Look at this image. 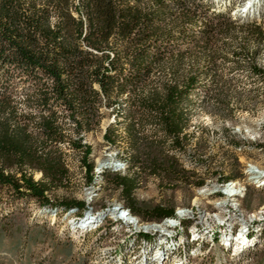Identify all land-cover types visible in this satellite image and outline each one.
Masks as SVG:
<instances>
[{"label":"rangeland","instance_id":"rangeland-1","mask_svg":"<svg viewBox=\"0 0 264 264\" xmlns=\"http://www.w3.org/2000/svg\"><path fill=\"white\" fill-rule=\"evenodd\" d=\"M253 1L121 0L126 18L102 43L89 45L84 37L77 41L80 20L86 33L92 16L97 33L111 28V17L100 5L91 9L85 0H0V42L6 48L9 38L28 48L43 46L50 58L57 57L72 92L77 80L105 71L107 58L115 63L107 79L110 91L91 77L86 90L81 88L76 118L88 129L78 132L72 114L56 105L54 94L49 92L51 108L42 106L55 79L0 52V171L43 181L49 200L57 205L86 203L89 216L105 232L91 254L83 255L85 244L60 233L64 220L48 226L38 201L18 198L0 186V264H104L106 256H124L131 237L129 228L116 223L118 207L141 211L145 222L157 221L154 211L168 217L196 200L201 210L219 212L217 204L230 203L216 201L225 191L217 192L219 185L238 179L247 182L241 209L254 213L264 207V189H257L246 173L249 165L264 170V0ZM237 4L245 8L238 17L232 14ZM133 9L149 13L135 18L129 15ZM244 15L247 20L239 17ZM32 17H41L44 27L62 30L50 43L41 32L31 36ZM86 52L93 53V60L77 73L66 69ZM53 121L60 135L51 141L44 123ZM25 136L21 152L4 150L3 144L15 146ZM82 146L91 150L95 170L106 172L95 184L87 177ZM117 157L128 164L120 174L109 170ZM40 168L65 176L52 184ZM206 187L210 196L201 197ZM62 244L71 247V254L59 256L56 247ZM204 253L193 264H264V251L232 257L214 246ZM87 256L98 257L90 262Z\"/></svg>","mask_w":264,"mask_h":264},{"label":"bare ground","instance_id":"bare-ground-1","mask_svg":"<svg viewBox=\"0 0 264 264\" xmlns=\"http://www.w3.org/2000/svg\"><path fill=\"white\" fill-rule=\"evenodd\" d=\"M255 2L256 0L252 4ZM243 7L244 5L237 4L232 14L236 17L239 15L238 12L244 14ZM259 8L257 7L255 11ZM239 17L246 19L245 15ZM125 160L114 158L109 170L112 169L118 174L123 173L128 168ZM101 173L99 170L95 172L93 184L99 180L97 177L102 178ZM246 173L252 175L250 182L257 189H264V170L249 165ZM246 184V181L238 179L219 185L217 192H221L225 187L227 193L223 190V195H218L216 201L225 199L230 202L229 207L225 203L217 204L216 210L219 212H209L204 210L205 208L201 210L196 200L191 208L177 209L172 217L161 222H145L131 214L125 205L118 207L115 211L116 223L118 226L129 228L131 237L122 250L124 256H106L104 264H193L195 258L206 255L204 253L206 248L212 249L214 246L218 247L224 256L232 257L244 254L245 251L250 253L243 256L264 251V207L254 213H245L241 209V200L247 194ZM199 194L201 197H209L210 191L206 187ZM40 210L45 214L50 227L64 220L60 233L64 239L75 238L85 244L83 255L85 253L90 255L93 246H97L105 239V232L99 230L96 220L89 216L87 206L82 215H78L73 209L65 210L55 206L40 207ZM231 210L236 214H228ZM94 233L97 235L93 238L91 234ZM248 248L251 249L247 250ZM87 257L91 258L92 262V259H97L98 256Z\"/></svg>","mask_w":264,"mask_h":264},{"label":"trees","instance_id":"trees-1","mask_svg":"<svg viewBox=\"0 0 264 264\" xmlns=\"http://www.w3.org/2000/svg\"><path fill=\"white\" fill-rule=\"evenodd\" d=\"M85 1L87 2L88 6L91 7V9H93L94 5H97V6L100 5L102 9L105 10L106 15L109 14L112 20L111 28L102 30L100 33H97L96 28L94 27V23H95L94 16L91 17V21L89 22V32L88 33H86L84 30L85 24L82 22V20H80L79 25L81 27H80V32H79V39H77V41H79L80 39L84 37V40L86 39L89 45H91L90 43L99 45L106 39V37L111 33V31L115 30L116 23L123 22V20L126 18L127 13H124V11L122 10L123 5L119 4V1L121 0H85ZM148 13L149 12L141 13L140 10L133 9L132 12L129 13V15L136 18V17H145ZM0 20H1V17H0ZM31 22L34 24L33 25L34 27L30 29V32H28V34L36 37L35 35L39 36L41 32V34L43 35L42 38L44 37L46 42L48 43L52 42L53 36L57 35L58 31L62 30V28L55 29L54 27H44L43 26L44 20L41 17H32ZM37 27H40V28L37 29ZM25 41L28 43L29 41L28 36L24 37V42ZM69 41H72L71 37H68L67 45L65 46V52L67 54L71 52V42ZM7 43L9 45L6 48V45L0 42V52L3 54L4 57L11 58L17 62H22L28 65L30 68H41L47 74H50L55 79L54 87L47 89V91L42 96L43 108H51L49 104V95L50 93L54 94L56 96L55 100L57 101L56 105H61L62 107L70 111V113L72 114V117H73L72 121L74 125L77 127L78 132H82L88 129V126H83L84 124L76 118L78 113H80V110H81L80 109L81 88H85L86 90V82L88 80V77H91L92 79H94V81L100 82L103 86L106 87V89L110 91L109 88L112 87V84L107 82V79H109L108 77L109 73H111L112 70L114 69V66H115L114 59L112 57L107 58L109 61V65L105 71L95 70L94 72H91L90 76H86V77H83L81 80H77L76 87L74 88L75 92H72L70 85H69L70 83L69 84L65 83V80L63 78V71H61V68L57 65V60H58L57 57H55V59L50 58L47 55L46 49H44L43 46L33 45L28 48L24 46L23 44H20V42L15 40L14 38H9ZM68 44L70 45L68 46ZM7 49H10V51H8ZM93 56H94L93 53L86 52V54H84V56H82V58L78 60V62L76 63L71 62L70 64H68L66 69L74 73H77V70L81 66L93 60L94 58ZM34 72H37V70L35 69ZM85 99H87V95H85ZM8 109H10V105L8 106ZM53 113L55 116L58 115V113L56 112H53ZM44 127H45V131L49 133L51 137L50 139L51 141L53 140L52 138L55 137V135L57 137L58 135H60V128L56 121L44 123ZM10 132L11 131H9V133ZM106 137H107L108 142L113 143L114 141L113 138H111L110 136H107V134H106ZM26 140H27V137L25 136L15 146L14 145L12 146V144L10 143L3 144L4 150L13 149L18 152H21V150H23ZM78 141L82 142L81 139H79ZM83 148L86 149V151L83 152V162L86 168V174L90 181V184H93L95 181L94 180L95 164L89 161L91 150L89 148L87 149L86 146L80 147V149H83ZM40 172L45 177H48L52 184L59 182L65 176V174L62 171L53 170V168H51V170L50 168L49 170L40 168ZM112 172L114 171L112 170ZM92 174H94L93 178H91ZM104 174H106L105 171L101 173L102 179L104 178ZM0 186L2 189H10L9 191H11L12 193H15L18 198L29 199L30 201L35 200L36 202L38 201L40 207L55 206V207L63 208L65 210L73 209L77 212L78 215H82L86 207L84 202H70L67 204L68 206H61V205L55 204L53 201L49 200L47 196L49 189L47 188V186L44 185L43 181H40V182L35 181L32 178H28L26 175H21V178L17 179L14 176L7 175L5 172L0 171ZM127 209L131 212V214L137 217L143 216L142 212L138 211L137 209H134V208H127ZM174 213L175 212H172L169 215H167L168 217H166L162 212L154 211L153 212V215L155 217L154 219H157V221H152V222H161L166 218L172 217Z\"/></svg>","mask_w":264,"mask_h":264},{"label":"crops","instance_id":"crops-1","mask_svg":"<svg viewBox=\"0 0 264 264\" xmlns=\"http://www.w3.org/2000/svg\"><path fill=\"white\" fill-rule=\"evenodd\" d=\"M57 253L59 254V256H67L69 255V253L71 254V247H69L68 245L62 244V245H58L56 247ZM28 257L25 256V259H27ZM24 259V261H25Z\"/></svg>","mask_w":264,"mask_h":264},{"label":"built area","instance_id":"built-area-1","mask_svg":"<svg viewBox=\"0 0 264 264\" xmlns=\"http://www.w3.org/2000/svg\"><path fill=\"white\" fill-rule=\"evenodd\" d=\"M93 175L94 174H92V178H93ZM92 207V206H91ZM94 213L95 214H98V215H100V216H103L104 214H114V213H112V212H110V213H101V212H95L94 211ZM228 214H236L235 212H234V210H231L230 212H228ZM140 217V216H139ZM159 221V220H158Z\"/></svg>","mask_w":264,"mask_h":264}]
</instances>
